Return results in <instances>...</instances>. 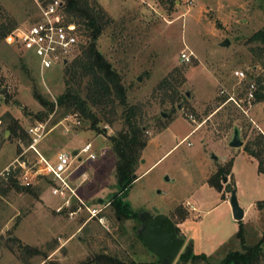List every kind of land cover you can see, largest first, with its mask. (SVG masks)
I'll use <instances>...</instances> for the list:
<instances>
[{
	"label": "rangeland",
	"instance_id": "obj_1",
	"mask_svg": "<svg viewBox=\"0 0 264 264\" xmlns=\"http://www.w3.org/2000/svg\"><path fill=\"white\" fill-rule=\"evenodd\" d=\"M40 1L0 0V24L12 28L0 40V91L6 90L0 96V264H95L98 256L178 264L191 245L194 254L217 264L239 250L234 238L240 227L248 245L257 243L264 235V173L244 149L264 150V45L252 40L264 29V0H82L95 3L107 21L96 48L118 73L128 111L144 133L133 174L138 179L123 191L109 154L110 137L123 128L121 110L100 116L98 133L76 116L60 118L57 106L48 115L33 97L37 91L56 103L89 44L78 26L77 54L41 75L20 41L21 31L38 19ZM182 53L189 62L181 61ZM13 123L26 134L11 133ZM40 124L43 136L34 149L50 162L88 144L96 155L75 167L69 207L53 195L49 179L37 177L23 191L8 180L14 175L20 182V171L10 166L19 155L37 163L27 131ZM235 129L239 148L229 146ZM219 170L228 174L226 183L223 175L217 179L221 191L209 183ZM231 191L245 212L240 222L233 218ZM117 195L126 214L114 208ZM87 208L101 209L100 220ZM146 213L174 224L183 241L175 259L161 261L145 247Z\"/></svg>",
	"mask_w": 264,
	"mask_h": 264
},
{
	"label": "trees",
	"instance_id": "obj_2",
	"mask_svg": "<svg viewBox=\"0 0 264 264\" xmlns=\"http://www.w3.org/2000/svg\"><path fill=\"white\" fill-rule=\"evenodd\" d=\"M62 2L68 20L76 23L79 27L85 28L89 44L83 49V59L76 61L74 70L69 74L70 79L67 80V89L57 99L56 103L48 102L37 91H34L33 97L48 111V115L54 112L57 106V108L62 110L60 118H65L67 115L76 116L81 123L90 125V128L98 133V124L101 122L100 116L107 114L109 111H114L115 108L121 110V119L124 120L123 128L116 135L110 137L111 147L109 154L115 163V177L117 182L121 187L124 182H128V187L131 182H134L132 181V176L135 171V166L145 147L143 139L144 133L136 127V123L133 121L135 115L132 109L128 111L127 91L121 83L118 73L96 48V42L103 33L107 21L95 3L90 4L82 0H62ZM11 31L12 28L0 24V40L4 39ZM252 40L264 45V29L257 32ZM83 84H85L84 91L82 90ZM13 124V127H10L11 133H14L15 136H18L17 134L19 132L24 135L26 134L17 123ZM101 132L105 134V129ZM261 137L260 139L264 140ZM260 142H257L256 145L259 146ZM244 150L248 155L257 160L259 172L264 173V158H262L264 156V150H250L249 146L245 147ZM222 175L224 177L228 176L225 171L219 170L209 180V183L219 191L222 189L217 179L220 177L221 180L223 178ZM13 177L14 175H11L8 180L13 186L18 187ZM127 187L123 188L122 191L127 189ZM18 189L20 188L18 187ZM117 197L118 195L113 203L115 205L114 208L117 212L126 214L129 208L118 201ZM246 238V230L240 227L234 238V241L239 242V250L228 252L224 259L217 264H264V235H262L257 243L252 245L247 244ZM94 263L124 264L118 261V259L106 256L96 257ZM129 264L137 263L130 262ZM178 264L214 263L204 254H194L193 246L191 245L180 255Z\"/></svg>",
	"mask_w": 264,
	"mask_h": 264
},
{
	"label": "built area",
	"instance_id": "obj_3",
	"mask_svg": "<svg viewBox=\"0 0 264 264\" xmlns=\"http://www.w3.org/2000/svg\"><path fill=\"white\" fill-rule=\"evenodd\" d=\"M37 6L38 19L27 29L21 31L20 41L33 54L39 73L43 75L49 70L65 66L77 54L81 47V33L78 25L68 20L62 0L47 2L42 0ZM181 61L189 62L190 56L182 53ZM234 75L240 80L244 78V74L240 71L235 72ZM43 130L44 127L40 124L27 131L33 138L28 150H33L36 153L37 163L33 166L30 165L23 159L24 154H22L10 166L13 170L20 171L18 187L23 186L24 189L31 187L33 180L37 177L49 179L54 184L53 195L64 199L63 207H69V197L76 196L70 186V179L75 167L83 162L95 161L96 155L92 145L88 144L80 151L75 152L73 156L59 153L55 156L54 162H50L34 149L43 136ZM83 155H86L85 158ZM8 169H6L7 172ZM86 210L90 218H98L97 216L101 212V209L87 208Z\"/></svg>",
	"mask_w": 264,
	"mask_h": 264
},
{
	"label": "water",
	"instance_id": "obj_4",
	"mask_svg": "<svg viewBox=\"0 0 264 264\" xmlns=\"http://www.w3.org/2000/svg\"><path fill=\"white\" fill-rule=\"evenodd\" d=\"M229 42L224 41L221 44V47H228ZM141 79L138 78V81ZM6 90L0 91V95L4 96ZM186 97H189V94H186ZM165 114H162V117L165 118ZM229 146L233 148H239L242 146V143L238 138V130L235 129L234 137L229 143ZM138 177L136 175L132 176V181H136ZM223 182H227V178H223ZM128 182L122 184V188H126ZM21 190H25L23 186L20 187ZM230 197V206L232 209L233 218L235 221L240 222L244 218V211L239 207L236 195L234 191H231ZM102 200L98 201V204H101ZM146 221L143 227V231L140 232V235L143 239L145 247L159 260L161 261H170L175 259L182 247L183 241L177 238L175 226L172 221L162 215H155L154 217H148L146 213Z\"/></svg>",
	"mask_w": 264,
	"mask_h": 264
},
{
	"label": "crops",
	"instance_id": "obj_5",
	"mask_svg": "<svg viewBox=\"0 0 264 264\" xmlns=\"http://www.w3.org/2000/svg\"><path fill=\"white\" fill-rule=\"evenodd\" d=\"M12 163H13V162H12ZM6 168H7V167H6ZM6 168H5V169H6ZM5 169H4V171H5ZM19 188H20V187H19ZM20 190H21V188H20ZM21 191H22V190H21ZM192 210H194V208H193V207H192ZM244 215H245V212H244Z\"/></svg>",
	"mask_w": 264,
	"mask_h": 264
}]
</instances>
